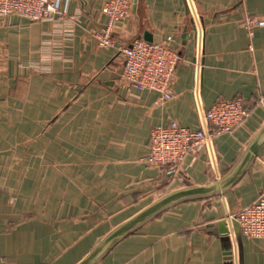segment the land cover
Here are the masks:
<instances>
[{
    "label": "crops",
    "instance_id": "0c3cea01",
    "mask_svg": "<svg viewBox=\"0 0 264 264\" xmlns=\"http://www.w3.org/2000/svg\"><path fill=\"white\" fill-rule=\"evenodd\" d=\"M60 1L62 16L0 18V264L80 263L157 199L225 177L264 127V0H138L113 41L173 37L168 101L123 83L116 48L94 38L107 0ZM238 98L245 124L178 174L145 162L154 128L210 131L206 111ZM262 193L264 147L230 190L175 206L99 264H264V239L234 218Z\"/></svg>",
    "mask_w": 264,
    "mask_h": 264
},
{
    "label": "built area",
    "instance_id": "2783aa9c",
    "mask_svg": "<svg viewBox=\"0 0 264 264\" xmlns=\"http://www.w3.org/2000/svg\"><path fill=\"white\" fill-rule=\"evenodd\" d=\"M134 0H107L102 8L107 22L105 28L97 31L94 38L101 47H115L122 62L121 80L139 91H152L163 100L174 96L172 86L180 55L172 46L173 37L161 42H147L135 39L130 44L115 45L114 34L118 25L126 21L133 8ZM12 15L25 17L33 22L62 16L60 0H0V18ZM249 26L261 24L247 20ZM264 100L259 101V105ZM250 116L243 100L219 101L206 111L208 130H192L172 122L152 130L148 144L149 153L145 159L148 165L165 169L169 174L180 172L185 158L198 153L211 140L224 133H233L243 126ZM235 220L241 234L249 240L264 239V193L248 206L240 209Z\"/></svg>",
    "mask_w": 264,
    "mask_h": 264
},
{
    "label": "water",
    "instance_id": "95a60500",
    "mask_svg": "<svg viewBox=\"0 0 264 264\" xmlns=\"http://www.w3.org/2000/svg\"><path fill=\"white\" fill-rule=\"evenodd\" d=\"M137 2L138 0H134L133 8L136 7ZM263 147L264 127L250 142L237 164L225 177L206 186H190L178 189L157 199L150 206L110 232L78 264H99L121 240L181 203L210 199L227 192L243 178ZM220 226L221 230H225V222L220 224Z\"/></svg>",
    "mask_w": 264,
    "mask_h": 264
}]
</instances>
